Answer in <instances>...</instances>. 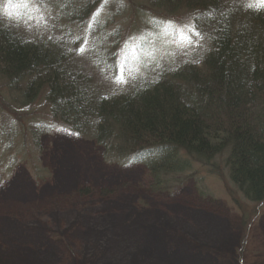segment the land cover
Instances as JSON below:
<instances>
[{
  "label": "rangeland",
  "instance_id": "374dc122",
  "mask_svg": "<svg viewBox=\"0 0 264 264\" xmlns=\"http://www.w3.org/2000/svg\"><path fill=\"white\" fill-rule=\"evenodd\" d=\"M52 2L48 13L49 0H0V14L47 15L61 40L48 35V25L33 37L81 68L95 92L102 91L99 83L117 85V78L133 74L137 80L125 81L130 90L202 56L199 10L101 0L77 28L67 19L56 22L66 12ZM4 84L0 77V264H264V201L252 202L235 184L225 165L228 152L213 167L193 161L188 170L156 181L140 149L106 154L58 122L38 146L25 121L54 123L43 100L13 114ZM21 124L30 133L24 142Z\"/></svg>",
  "mask_w": 264,
  "mask_h": 264
},
{
  "label": "trees",
  "instance_id": "16d2710c",
  "mask_svg": "<svg viewBox=\"0 0 264 264\" xmlns=\"http://www.w3.org/2000/svg\"><path fill=\"white\" fill-rule=\"evenodd\" d=\"M55 1L60 11L66 12L62 20L56 16V22L67 19L77 28L101 2L90 7L96 0ZM257 1L152 0L158 8L182 4L202 12L196 17L200 31L205 33L202 56L195 64L163 70L142 85L134 83L130 90L125 89V81L127 76L137 80L133 74L120 76L110 89L99 83L103 92L92 90L83 70L67 65L64 53L57 52L56 46L33 37L44 35L48 25V35L61 40L56 23L47 15L26 19L2 13L0 77L10 89L14 101L11 110L13 114L28 112L24 109L42 99V110L54 123L34 117L36 121L29 126L25 121L38 146L41 135L52 131L58 122L76 135L93 139L106 154L129 155L140 149L156 181L161 174L188 170L193 161L213 167L215 159L228 152L225 165L230 177L246 198L263 202L264 3ZM49 2L48 13L53 4ZM114 10L121 11L118 7ZM97 26L93 25V30ZM10 129L13 127L8 125L5 132L12 134ZM27 131L21 124L18 133L23 134V142L30 134ZM13 144L19 147L20 141ZM8 151L4 160L10 156Z\"/></svg>",
  "mask_w": 264,
  "mask_h": 264
}]
</instances>
